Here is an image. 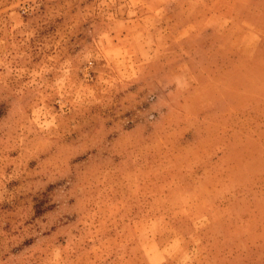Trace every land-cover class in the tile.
<instances>
[{
  "label": "rangeland",
  "instance_id": "1",
  "mask_svg": "<svg viewBox=\"0 0 264 264\" xmlns=\"http://www.w3.org/2000/svg\"><path fill=\"white\" fill-rule=\"evenodd\" d=\"M0 264H264V0H0Z\"/></svg>",
  "mask_w": 264,
  "mask_h": 264
}]
</instances>
